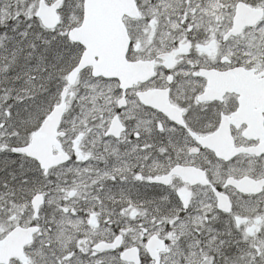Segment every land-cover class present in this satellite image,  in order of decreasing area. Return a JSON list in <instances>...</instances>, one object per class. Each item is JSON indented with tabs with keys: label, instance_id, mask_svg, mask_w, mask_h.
Returning a JSON list of instances; mask_svg holds the SVG:
<instances>
[{
	"label": "snow or ice",
	"instance_id": "1",
	"mask_svg": "<svg viewBox=\"0 0 264 264\" xmlns=\"http://www.w3.org/2000/svg\"><path fill=\"white\" fill-rule=\"evenodd\" d=\"M0 264H264V0H0Z\"/></svg>",
	"mask_w": 264,
	"mask_h": 264
},
{
	"label": "water",
	"instance_id": "2",
	"mask_svg": "<svg viewBox=\"0 0 264 264\" xmlns=\"http://www.w3.org/2000/svg\"><path fill=\"white\" fill-rule=\"evenodd\" d=\"M247 22V21H246Z\"/></svg>",
	"mask_w": 264,
	"mask_h": 264
}]
</instances>
